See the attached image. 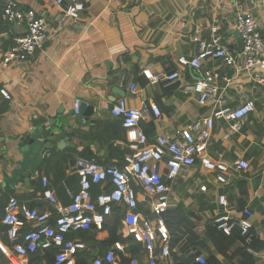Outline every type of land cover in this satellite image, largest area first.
Returning <instances> with one entry per match:
<instances>
[{
  "label": "crops",
  "instance_id": "1",
  "mask_svg": "<svg viewBox=\"0 0 264 264\" xmlns=\"http://www.w3.org/2000/svg\"><path fill=\"white\" fill-rule=\"evenodd\" d=\"M15 1L45 20L47 39L25 63L7 67L0 63V90L6 89L10 96L5 99L0 95V167L7 163L22 133L47 124L58 114H72L66 119V130L72 132L62 148L46 152L28 186L17 183L13 190L6 186L0 191V264L12 256L6 227L1 222L10 199L53 213V205L42 196V179L47 180V188L56 199L55 207L67 206L71 201L69 193L79 188L74 171L77 158L92 157L100 165H115L130 152L120 120L109 112L119 99L133 108L158 107L160 116L141 124L150 140L158 135H173L175 130L208 116L218 107L215 99L198 103L197 95L191 93L194 73L188 68L181 70V79L174 84L151 83L142 75L144 70L153 75L177 71L178 58L188 59L196 51L191 38H207L215 25L231 53H240V38L233 28L234 5L256 17L264 37V0H81L84 10L79 19L65 23L59 22L61 8L54 0ZM25 33L23 25L2 21L0 5V59L13 39ZM203 66L218 75V97L225 106L233 108L245 100L254 104V111L238 130H232L224 120L215 123L206 153L211 158L216 153L222 155L226 166L224 184L198 163L172 183L167 211L181 208L185 216L195 218L189 219L194 225L192 231L204 248L193 246L189 253L206 258L208 249H214L206 230L220 215L237 219L248 208L253 214L254 239L264 241V85L239 71L241 60L236 67L219 61H205ZM131 79L136 86L133 93L128 89ZM75 101L93 107L92 113L85 118L78 116L75 121ZM239 160L246 161L248 169H236L234 163ZM161 170L165 172L164 166ZM221 196L224 204L219 203ZM236 241V247L240 246L241 240ZM123 242V258L129 260L133 257L131 251L139 248L135 258L144 264L146 258L140 247ZM246 252L254 264H264V250ZM216 259L224 263L220 255ZM240 261L239 256H233L232 262L225 264Z\"/></svg>",
  "mask_w": 264,
  "mask_h": 264
},
{
  "label": "built area",
  "instance_id": "2",
  "mask_svg": "<svg viewBox=\"0 0 264 264\" xmlns=\"http://www.w3.org/2000/svg\"><path fill=\"white\" fill-rule=\"evenodd\" d=\"M61 8L60 23L76 22L84 10L81 0H54ZM2 21L5 24L23 25L26 33L15 37L10 49L0 59L2 67L25 63L47 39V24L32 9H22L15 0H0ZM234 9L233 28L242 40L240 53L232 54L224 45L219 27L210 28L207 38L192 37L196 51L190 58L179 57L178 70L169 74L153 75L144 70L142 75L151 83L164 81L174 84L181 79V70L188 68L194 73L191 93L197 95L199 104L215 99L218 107L205 117L199 118L186 127L175 130L173 135H158L150 140L143 132L141 124L154 121L160 116L156 106L130 107L124 99H119L110 109V115L118 118L125 132L129 153L120 164L100 165L96 158L80 157L74 164L78 178V191L69 193L67 206L55 207L56 199L47 188V180L42 179L44 199L53 205L54 212L28 208L15 199H10L1 219L6 227V236L12 256L4 264H27L29 255L38 251L55 249L54 264H75L77 250L85 245L68 238L71 234L86 232L91 228L101 230L103 222L113 208L122 207V239L132 240L145 255L144 264H168L170 257V236L162 215L167 211L172 183L195 164L215 173L216 181L226 182V166L222 155L214 158L207 155L216 121L224 120L232 130L242 127L249 113L254 111L252 101L245 100L236 107H227L218 97V75L205 69V61H219L224 66L236 67L242 61L239 71L264 85V37L262 28L251 12ZM229 82L227 79H222ZM128 89L135 92L133 79ZM5 99L10 96L6 89L0 90ZM79 101L74 103V114L78 115ZM164 166L165 172L161 170ZM238 170L248 169V163L239 160L234 163ZM99 189L98 193L95 190ZM224 204L225 198L219 197ZM148 210V211H147ZM252 212L244 208L237 219L220 215L213 219V225L225 236L237 230L246 242L252 239ZM27 227L25 231L22 229ZM130 239V240H129ZM125 243L115 242L109 249L98 255L93 264H123ZM158 250V255L156 254ZM128 264H139L137 258L130 257ZM196 263L204 264L205 257L198 256Z\"/></svg>",
  "mask_w": 264,
  "mask_h": 264
},
{
  "label": "trees",
  "instance_id": "3",
  "mask_svg": "<svg viewBox=\"0 0 264 264\" xmlns=\"http://www.w3.org/2000/svg\"><path fill=\"white\" fill-rule=\"evenodd\" d=\"M145 134L146 136L148 135L146 132ZM122 215V208H113L112 213L105 218L101 230L91 228L89 231L78 232L68 236L74 242L83 243L86 247L83 250L76 251L75 264H93V260L109 249L115 242L124 241L122 239ZM162 218L170 236L168 264H198L196 263V258L200 256L199 253H189L193 246L204 248L203 244H199V237L192 231L194 225L189 219L195 218L185 216L181 208L165 212ZM183 228H186V230ZM206 232L214 245V249L213 251L208 249V256L205 258L204 264H222L216 259L218 255L223 258V264L232 262L233 256L241 258L240 264L242 262V264H254V259L246 251L260 252L264 250V241L254 239L253 234L251 241L246 243L244 237L240 236L237 230H233L231 236H225L217 231L215 226H209ZM237 238L242 242L238 247H236ZM130 244L133 245L135 243L130 240ZM138 250L139 248H134L131 251V255L137 257ZM55 252L56 250L51 248L43 253H33L29 255L27 264H54ZM229 252H232V255H229ZM122 263L128 264L129 261L123 258Z\"/></svg>",
  "mask_w": 264,
  "mask_h": 264
},
{
  "label": "water",
  "instance_id": "4",
  "mask_svg": "<svg viewBox=\"0 0 264 264\" xmlns=\"http://www.w3.org/2000/svg\"><path fill=\"white\" fill-rule=\"evenodd\" d=\"M240 38V37H239ZM241 49L242 40L239 39ZM93 107L85 102L78 104V115L85 118L92 113ZM58 114L56 119H48L47 124H40L22 133L15 141L12 154L7 163L0 167V191L6 186L13 190L17 183L29 185V180L35 177L39 167L42 165L43 157L50 149H60L68 142V135L72 130H66L71 117ZM70 145V143H68ZM68 145V146H69Z\"/></svg>",
  "mask_w": 264,
  "mask_h": 264
}]
</instances>
